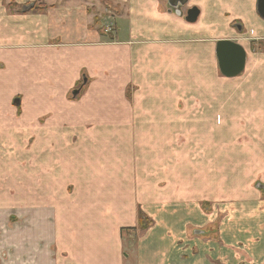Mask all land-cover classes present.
<instances>
[{"label":"crops","instance_id":"crops-1","mask_svg":"<svg viewBox=\"0 0 264 264\" xmlns=\"http://www.w3.org/2000/svg\"><path fill=\"white\" fill-rule=\"evenodd\" d=\"M14 2L40 6L0 0V264H264V93L215 55L264 77L257 0Z\"/></svg>","mask_w":264,"mask_h":264},{"label":"rangeland","instance_id":"rangeland-1","mask_svg":"<svg viewBox=\"0 0 264 264\" xmlns=\"http://www.w3.org/2000/svg\"><path fill=\"white\" fill-rule=\"evenodd\" d=\"M6 2L8 3V6H10V8H14V9L17 8L21 12H26V11L29 10L27 7H24V6L16 4L13 0H6ZM14 3H15V5H13ZM37 5H39V4H34L35 7H37ZM108 23H109V21H106V24H108ZM110 27H111L112 30H114L112 25H110ZM251 48H252V51H263L264 52V42H262V41L261 42L260 41H252L251 42ZM242 73H240L239 75H237L235 77H231V78L223 77V76H221L220 72L218 73L219 76H220V82H221L220 83L221 84L220 89L224 91V95H226V96H237V95H249V94H251V96H258V97L263 96L262 93H264V92L261 89V87L264 84V77L259 76V77H262V78H261L260 81H258L259 77L253 79V77H255V75H254V73L252 71L250 73H249V71H247V72L244 71ZM251 79H253V80L251 81ZM256 81H257L256 87L255 88L254 87H250L249 83H254ZM21 85L23 86V84H21ZM247 88H249V90H246ZM239 99L241 100V98H239ZM16 101L14 99L13 103L16 104ZM257 107H258L257 110H256L257 115L264 113L263 105H260V106H257ZM19 111L20 110L18 108V111H17L18 115H19ZM251 115H252V117L253 116H257V115H253V114H251ZM242 121H243V124L248 127V122H250V119L245 118V120H242ZM13 138L11 139V136H10V138H8V140L9 139L10 140H9V143L6 144V150H5L6 154L9 153L8 152V148L11 149L9 146H13L12 143H11L13 141ZM15 138H17L19 140L18 143H23L24 142V136L23 135H21L19 137L15 136ZM183 141H184L183 138L179 139V142H183ZM250 141H251V137L250 136H248V135H244V136L240 135V136L235 137L231 141H225L223 143L225 145H229V143H230V145L241 146V149H242V147H245L247 145V143L250 142ZM245 143H246V145H245ZM219 145H220V142H219ZM253 184H254L253 188L254 189H259L260 192L262 193V195H264V184L260 180H257ZM253 249H254V247H253ZM254 251H255V249H254ZM241 254H245V253L241 252ZM220 262H224V263H221V264H233L227 258H223L221 254H220ZM133 264H137L136 260L133 261Z\"/></svg>","mask_w":264,"mask_h":264},{"label":"water","instance_id":"water-1","mask_svg":"<svg viewBox=\"0 0 264 264\" xmlns=\"http://www.w3.org/2000/svg\"><path fill=\"white\" fill-rule=\"evenodd\" d=\"M170 8L179 10L184 7L188 0H166ZM180 12V11H179ZM257 12L264 19V0H257ZM181 13V12H180ZM199 9L192 6L186 10L184 19L187 22L196 21ZM215 55L217 58L218 68L225 77H234L241 73L245 67L246 51L244 47L229 39H218L215 44ZM78 90H74L76 94Z\"/></svg>","mask_w":264,"mask_h":264},{"label":"trees","instance_id":"trees-1","mask_svg":"<svg viewBox=\"0 0 264 264\" xmlns=\"http://www.w3.org/2000/svg\"><path fill=\"white\" fill-rule=\"evenodd\" d=\"M14 1V0H13ZM15 5V3L13 4ZM40 5H37V7L35 6H29L28 9L31 10H36L37 8H39ZM41 9L43 7H40ZM105 33H107L106 31H104ZM152 224V219L149 218L147 215H145L142 211H138V216H137V230H139V232H143L145 231L150 225Z\"/></svg>","mask_w":264,"mask_h":264},{"label":"built area","instance_id":"built-area-1","mask_svg":"<svg viewBox=\"0 0 264 264\" xmlns=\"http://www.w3.org/2000/svg\"><path fill=\"white\" fill-rule=\"evenodd\" d=\"M105 31H106V32H111V31H112V29H111V27H110V26H108V27H106Z\"/></svg>","mask_w":264,"mask_h":264}]
</instances>
